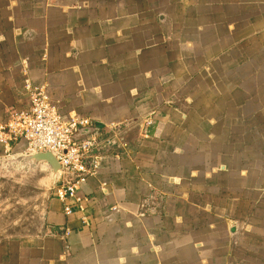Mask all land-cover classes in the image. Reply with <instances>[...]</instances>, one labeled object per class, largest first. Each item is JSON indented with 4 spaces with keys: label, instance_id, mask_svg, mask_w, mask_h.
I'll return each mask as SVG.
<instances>
[{
    "label": "crops",
    "instance_id": "obj_1",
    "mask_svg": "<svg viewBox=\"0 0 264 264\" xmlns=\"http://www.w3.org/2000/svg\"><path fill=\"white\" fill-rule=\"evenodd\" d=\"M26 82L130 146L0 264H264V0H0V123Z\"/></svg>",
    "mask_w": 264,
    "mask_h": 264
},
{
    "label": "built area",
    "instance_id": "obj_2",
    "mask_svg": "<svg viewBox=\"0 0 264 264\" xmlns=\"http://www.w3.org/2000/svg\"><path fill=\"white\" fill-rule=\"evenodd\" d=\"M25 88L29 104L22 110H12L8 122L0 123V141L7 145L9 141L23 142L24 154L52 152L61 164L56 195L62 200L74 199L82 211L88 197L81 194V185L98 172L104 157L129 152L131 124L123 121L100 125L87 115L65 114L43 88L30 82ZM65 211L70 214L73 207L67 205ZM68 231L52 233L65 235Z\"/></svg>",
    "mask_w": 264,
    "mask_h": 264
},
{
    "label": "rangeland",
    "instance_id": "obj_3",
    "mask_svg": "<svg viewBox=\"0 0 264 264\" xmlns=\"http://www.w3.org/2000/svg\"><path fill=\"white\" fill-rule=\"evenodd\" d=\"M56 185L57 176L45 162L27 172L0 162V238L36 232Z\"/></svg>",
    "mask_w": 264,
    "mask_h": 264
},
{
    "label": "water",
    "instance_id": "obj_4",
    "mask_svg": "<svg viewBox=\"0 0 264 264\" xmlns=\"http://www.w3.org/2000/svg\"><path fill=\"white\" fill-rule=\"evenodd\" d=\"M8 169H20L23 172L35 170L41 163H47L52 170L54 176H57L61 169L59 160L52 152H38L32 154H19L10 156L5 159Z\"/></svg>",
    "mask_w": 264,
    "mask_h": 264
}]
</instances>
